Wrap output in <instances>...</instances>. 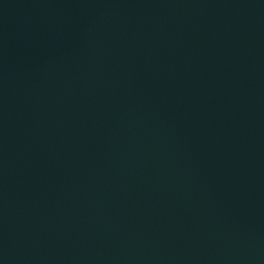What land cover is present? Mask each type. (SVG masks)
<instances>
[{"label": "water", "instance_id": "1", "mask_svg": "<svg viewBox=\"0 0 264 264\" xmlns=\"http://www.w3.org/2000/svg\"><path fill=\"white\" fill-rule=\"evenodd\" d=\"M0 264H264V0H0Z\"/></svg>", "mask_w": 264, "mask_h": 264}]
</instances>
